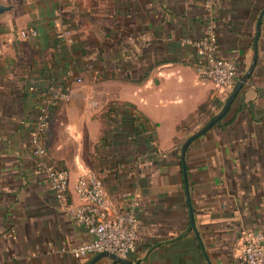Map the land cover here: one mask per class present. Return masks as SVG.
<instances>
[{
  "label": "crops",
  "instance_id": "crops-1",
  "mask_svg": "<svg viewBox=\"0 0 264 264\" xmlns=\"http://www.w3.org/2000/svg\"><path fill=\"white\" fill-rule=\"evenodd\" d=\"M111 1L0 0L10 7L0 15V264H85L91 258L73 260L60 252L90 237L61 213L29 154L34 115L50 84L65 86L70 93L68 102L49 109L46 150L49 159L67 172L71 204H79L72 191L79 175L97 172L93 147L107 106L130 104L148 122L136 136L138 151L117 153L112 158L119 166L102 168L100 173L114 208L137 203L135 249L125 259L129 264H236L241 233L264 236V15L252 74L226 113L188 145L182 169V143L225 100L210 81L198 77L197 54L183 41L200 37L211 25L218 54L235 62L237 76L244 73L252 60L264 0H169L171 15L159 25L139 37L124 34L139 55L159 53L176 61L155 67L139 84L116 79L90 82L84 68L91 56H73L72 43L64 42L69 53L56 50L55 32L68 24L74 28L78 48L87 49L82 41L94 30L110 29L104 23L112 16L105 11ZM23 28H35L38 35L18 38ZM112 139L107 135V143Z\"/></svg>",
  "mask_w": 264,
  "mask_h": 264
},
{
  "label": "built area",
  "instance_id": "built-area-1",
  "mask_svg": "<svg viewBox=\"0 0 264 264\" xmlns=\"http://www.w3.org/2000/svg\"><path fill=\"white\" fill-rule=\"evenodd\" d=\"M35 28H23L18 38H35ZM56 37L71 45L72 30L67 24L59 25ZM185 44L194 48L197 54L195 71L202 80L213 84L214 90L223 100L236 82L237 70L233 60L218 54V40L214 28L209 25L206 31L196 39H186ZM69 76L72 73L69 72ZM78 80V79H77ZM70 93L67 87L51 89L34 115V124L29 137V154L35 167L44 176L49 190L59 205L61 213L76 225L83 227L90 240L68 249H60L71 259L80 260L98 253L112 254L126 259L135 249L137 235L136 202L123 210H118L109 201L99 176L92 171L79 175L72 191L79 201L71 204L67 199L68 175L65 169L57 167L48 157L43 137L50 127L52 106L68 102ZM102 264H115L103 259ZM236 264H264V236L259 232L244 231L241 233L236 250Z\"/></svg>",
  "mask_w": 264,
  "mask_h": 264
},
{
  "label": "trees",
  "instance_id": "trees-1",
  "mask_svg": "<svg viewBox=\"0 0 264 264\" xmlns=\"http://www.w3.org/2000/svg\"><path fill=\"white\" fill-rule=\"evenodd\" d=\"M172 6L173 3L169 0H112L105 6L106 14L112 15L104 23V26L110 27L109 31H104L101 27L94 30L90 38L82 41L87 44V49L78 48V42L73 32L74 28L67 24L72 29V55L89 54L91 56V62L85 64L84 68L87 80L91 82L116 79L139 84L148 78L151 70L155 67L168 62H175L176 59L159 53L154 54L153 57L139 55L131 50L132 39L124 34V32L129 33V35L135 33V36L139 37L154 24L159 25L166 14L171 15ZM55 38V48L60 50L65 44L56 37V32ZM63 52L69 53L71 51L64 49ZM241 74L238 73V76ZM56 87L65 86L50 84L45 93L47 94ZM135 109L134 106L126 103L122 104L120 108L115 104H110L100 116V138L93 147V161L97 169L95 173L99 176L103 188V178L100 175L102 168L109 170L119 166V162L112 157H115L117 153V155L123 154L125 156L138 151L136 136L146 130L148 122ZM116 133H119L121 138L115 137ZM109 134L113 136L110 144L107 143V135ZM46 137L47 134L43 137L45 146ZM149 139L148 142L152 141ZM143 144L147 149L148 143ZM128 145H130L131 151L128 150ZM119 147H123L122 153L118 151ZM149 148L153 149L152 152H154V146L151 145ZM109 159H113L114 162H107Z\"/></svg>",
  "mask_w": 264,
  "mask_h": 264
},
{
  "label": "water",
  "instance_id": "water-1",
  "mask_svg": "<svg viewBox=\"0 0 264 264\" xmlns=\"http://www.w3.org/2000/svg\"><path fill=\"white\" fill-rule=\"evenodd\" d=\"M9 9H10L9 6L0 4V15L3 14L4 12L8 11ZM263 15H264V8L261 10V12L259 13L258 18H257L255 35H254V39H253V54H252V60L249 64V66L247 67V69L245 70L244 73L237 76L236 82H235L234 86L232 87V89L227 94L221 109L202 128H200L194 134L187 137L185 139V141L182 143V145L180 147V154H179L180 165H181L182 169L184 167V154H185V151H186V148L188 147V145L193 140H195L198 137H200L201 135H203L213 124H215L226 113V111L231 106L234 98L236 97L238 92L241 90V88L246 84L248 78L252 74V72L255 68L257 59H258V38H259V34H260V24H261V20H262ZM181 175H182V181L184 183L185 200L188 204V222H189L190 227L193 228V219H192V214H191V208L189 205L188 196L186 194L187 193L186 175H185V172L183 170H182ZM103 259H108L115 264H129L125 259H120V258H118L112 254H108V253H98V254L92 256L85 264H95L96 262L103 260Z\"/></svg>",
  "mask_w": 264,
  "mask_h": 264
}]
</instances>
